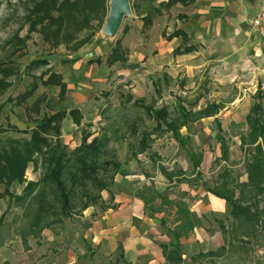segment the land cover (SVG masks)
<instances>
[{
  "label": "crops",
  "instance_id": "obj_1",
  "mask_svg": "<svg viewBox=\"0 0 264 264\" xmlns=\"http://www.w3.org/2000/svg\"><path fill=\"white\" fill-rule=\"evenodd\" d=\"M138 2L140 14L132 10L119 38L128 52L125 60L105 63L115 45L104 35L87 41L76 56L56 60L55 72L63 74L67 90L57 96L62 105L56 101L54 109L77 108L81 124H95L102 115L99 106L111 104L103 92L111 98L121 91L134 102L143 101L147 92L172 97L180 85L194 98L170 113L182 117V104L191 114L178 137L172 131L153 133L146 151L132 155L130 143L156 125L153 117L152 126L139 122L135 137L126 133L119 139L129 145L128 160H121L120 172L99 202L79 215L83 243L109 264H172L166 249L175 246L181 264H264V191L244 186L250 183L247 164L264 161V34L252 26L264 0ZM146 14L149 26L143 22ZM211 85L220 89L217 99L202 93ZM123 101L111 106L127 104ZM211 103L219 110L192 117V111ZM62 127L67 133L78 125L68 114ZM222 187L224 195L213 191ZM72 246L62 257L69 264L76 262ZM55 259L51 250L42 262L56 264Z\"/></svg>",
  "mask_w": 264,
  "mask_h": 264
},
{
  "label": "trees",
  "instance_id": "obj_2",
  "mask_svg": "<svg viewBox=\"0 0 264 264\" xmlns=\"http://www.w3.org/2000/svg\"><path fill=\"white\" fill-rule=\"evenodd\" d=\"M173 1L175 0H168L167 3ZM109 2L110 0H38L39 12L45 10V13H39L40 32L53 47L65 43L72 45L71 50L75 51L86 44L90 37L103 27L110 9ZM131 7L140 14L141 7L138 0H131ZM52 11L56 13L53 15ZM143 22L145 26H149L152 22L151 16L146 14L143 17ZM86 32V35H82ZM120 41V39L117 40L116 46L112 48L105 61L108 66L118 60H125L127 57L128 52L120 48ZM34 63H39L38 65L42 67V65H48L49 60L43 58V60ZM11 72L12 70L0 66L2 77H8L12 74ZM3 82L5 83L4 80ZM40 84L46 86L59 85V97L62 98L65 95L67 83L59 71H50L46 77L40 78ZM38 86L39 84L33 80L26 89L18 92L10 99L13 104H18L24 108L28 118L32 112L39 113L41 104L46 101L47 95L44 94L30 102V98L35 95ZM134 102L143 104V101L135 100ZM142 106L151 117L157 120L155 126L145 128L139 133V125L136 123L137 126L134 125V121H131V113L126 111L130 106L124 104L114 108L108 105L102 110V113H106V121L102 131L91 136L90 140L88 139L89 133L84 134L81 144L76 145L72 150H69L67 143L60 140L61 123L68 114L74 120H80L81 112L77 108L69 111L59 109L46 114L44 120L32 127L29 139L19 140L17 137H7L3 140L1 138L0 147H6L2 151L0 149V173H3L5 177L4 181L3 178H0V184L4 183L6 188L2 195L7 193L12 195L9 188L10 184L14 181L22 182L24 180L23 169L32 159L31 155L34 151H36L37 157L32 160H35L41 168V177L36 181H30L21 194L14 195L16 202L23 206V214L21 213V215H26L29 221L26 227H20L17 231L23 241L27 243L29 236L39 237L44 229L63 223L65 218L82 214L90 205L99 201L101 193L111 186L123 165L116 154V146L114 145L112 148L111 145L119 139H124V134L132 133L134 136L139 133L138 137L140 135L139 138H136V144L130 143V149L134 155L151 147L154 141L151 137L153 133L159 135L163 132L172 131L174 136L178 137L179 128L186 124L185 119L191 114L182 104L178 105L182 117L171 115L164 105L159 108L154 107L153 103ZM218 107L217 104L211 103L206 106V109L192 111V117L215 113L219 110ZM110 110L116 116L110 115ZM106 122L107 125H105ZM260 128L263 129L264 126L261 125ZM3 129L13 132H29L28 129H21L16 123L10 124V122ZM129 129L130 131L133 129V131L130 132ZM91 134L90 132L89 135ZM41 155H44L43 158ZM247 166L250 183L244 184V186L251 184L257 192L261 193L264 191V161L255 158ZM213 191L218 195L226 193L223 187L213 189ZM227 193H230L229 189ZM225 196L232 200L231 196ZM239 201H236L238 207L241 206ZM12 226H14V220L8 221L5 214L0 216V247L4 243V234L8 233ZM166 256L172 264H181L183 261L177 246L171 249L167 247Z\"/></svg>",
  "mask_w": 264,
  "mask_h": 264
},
{
  "label": "rangeland",
  "instance_id": "obj_3",
  "mask_svg": "<svg viewBox=\"0 0 264 264\" xmlns=\"http://www.w3.org/2000/svg\"><path fill=\"white\" fill-rule=\"evenodd\" d=\"M37 4L38 0H0V66L12 70V74L6 78L0 75V140L1 138L4 140L7 137H17L19 140L24 138L29 139L32 127H35L38 122L44 120L46 114L48 115L51 112L58 111L54 109V105L56 101L59 102V105H62L61 101L58 99L60 87L42 85L40 84V78L46 77L50 71H55V63L57 64L59 62L56 60L60 58L65 59L72 55L76 56L77 50H79L77 49L73 51L71 50L72 45L65 43H60L56 47H53V45L49 44L47 40L43 38L40 32L39 13L43 14L45 13V10L39 12ZM51 13L54 15L56 12L52 11ZM131 13L123 19V23L116 34L105 36L101 27V29L96 31L89 40L104 35L103 38L106 37L108 43L116 46L117 40L120 37L124 38L123 34H125L126 29L123 30V26L126 23L125 20L132 15ZM86 34L87 32L82 35ZM43 58L49 60L48 65H42L41 67L38 65L39 63L33 64V62L43 60ZM67 68L71 70V66H67ZM69 79L72 80V78ZM33 80H35L39 86L35 95L30 98V102H33L37 97L44 94L47 96L46 101L41 104L40 112H32V115L28 118L24 108L18 104H13V101L10 99L18 92L26 89L29 83ZM179 87L176 88V91L171 92L172 97L168 96L167 92L162 93V96H156L155 94L147 92L144 94V98H142L144 99L143 104L153 103L158 106L165 104L168 106L171 113H175L177 111L176 106L178 103L182 102L183 104L188 105L187 102L194 98L188 89H184L183 86L180 85ZM65 90H67V87ZM183 90L186 91L185 94L182 93ZM100 91H104V89L99 88L97 92ZM119 92L121 91H117V93L111 95L113 96L111 98H109L108 93L103 92L100 95L109 99V103L114 105L118 104V102H122L124 98L129 105L131 100L125 99L126 97L121 95L122 93L118 94ZM219 92L220 89L215 88L213 85L204 87L202 90V93L205 95L209 93L214 95L213 97L216 99L219 96ZM131 97L132 96H130V98ZM143 104L131 101L129 105L130 108L126 111L131 113V121H134V125L139 122H146V125L152 126L154 120H152L151 115L143 109ZM195 107H197V105ZM99 111L101 113L103 112L102 106H99ZM109 113H111L110 115L116 116L112 110H110ZM105 114L106 113H102V115L99 114L98 117L101 118L95 120V124H93L94 120L81 124L83 117L81 114L80 120H75L78 127L74 128L72 132L68 130L67 133H64L61 123L60 140L68 144L69 150H72L76 145L81 144L83 135L90 134L91 132V135L88 134V139L90 140L91 136L96 135L95 132L100 133L102 131L104 125L99 124V122L105 121ZM93 118H95V116L91 119ZM9 122L10 124L16 123L21 129H28L29 132L24 133L4 130L3 128L7 127ZM105 125H107V122ZM122 130H124V128H122ZM131 131H133V129H131ZM47 135L50 137L49 134ZM211 138L212 136H209L207 137V140L212 145ZM136 143L137 142L135 141L134 144ZM114 145L117 149L116 154L118 155V158L123 162H127V154L129 153V145L127 142H125V140H119V142H114L111 147L114 148ZM0 149L2 151L6 149V147H0ZM36 154V151H34L31 158L33 159L34 157H37ZM43 156L44 155H41L42 158ZM42 158L40 159V162ZM32 159L28 161L23 169L24 180L22 182L14 181L10 184L9 188L12 195L10 193L2 195L6 188L4 187V183L0 184V216L5 214L8 221L11 222L14 220V226H12L8 233L4 234L5 237H3L4 243L0 247V262L4 261V263L1 262L0 264H44L42 260L51 253V250L55 252V256L58 255L59 260L55 259L56 264H69L67 260L62 257L64 251L71 248V245L75 246L73 250L76 255V262L73 264H109L105 257H102V255L100 256L99 254V256L97 255V252L94 249L95 247H91L90 250L86 244L83 243V234L81 232L83 231L82 229L84 226L81 225L82 223L79 215L65 218L63 223H58L44 229L39 237L29 236L27 243L22 240L21 235L18 234L17 231H19L20 227H26L29 221L26 215H21L23 206L19 202H16L14 195L21 194L30 181H36L41 177V168L38 163ZM218 172H220V170H218ZM216 175L213 176L214 180L216 179ZM0 178H3V181L5 180L3 173H0ZM96 203H93L92 205H95Z\"/></svg>",
  "mask_w": 264,
  "mask_h": 264
},
{
  "label": "water",
  "instance_id": "obj_4",
  "mask_svg": "<svg viewBox=\"0 0 264 264\" xmlns=\"http://www.w3.org/2000/svg\"><path fill=\"white\" fill-rule=\"evenodd\" d=\"M109 12L104 21L102 31L105 36L116 34L123 19L132 12L131 0H110Z\"/></svg>",
  "mask_w": 264,
  "mask_h": 264
},
{
  "label": "built area",
  "instance_id": "obj_5",
  "mask_svg": "<svg viewBox=\"0 0 264 264\" xmlns=\"http://www.w3.org/2000/svg\"><path fill=\"white\" fill-rule=\"evenodd\" d=\"M253 29L255 31H257L258 33H260L261 35L264 34V5L262 7V9L255 15V17H253ZM183 94H185L186 92L183 91Z\"/></svg>",
  "mask_w": 264,
  "mask_h": 264
}]
</instances>
